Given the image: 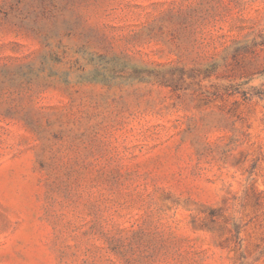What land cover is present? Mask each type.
I'll use <instances>...</instances> for the list:
<instances>
[{
	"label": "rangeland",
	"instance_id": "1",
	"mask_svg": "<svg viewBox=\"0 0 264 264\" xmlns=\"http://www.w3.org/2000/svg\"><path fill=\"white\" fill-rule=\"evenodd\" d=\"M0 264H264V0H0Z\"/></svg>",
	"mask_w": 264,
	"mask_h": 264
},
{
	"label": "trees",
	"instance_id": "2",
	"mask_svg": "<svg viewBox=\"0 0 264 264\" xmlns=\"http://www.w3.org/2000/svg\"><path fill=\"white\" fill-rule=\"evenodd\" d=\"M254 42H255V40H254V39H253V40H251V41H249V43H251V44H252V43H254Z\"/></svg>",
	"mask_w": 264,
	"mask_h": 264
}]
</instances>
